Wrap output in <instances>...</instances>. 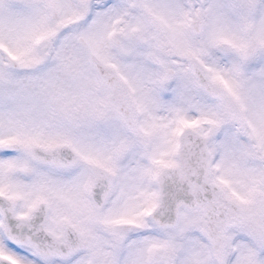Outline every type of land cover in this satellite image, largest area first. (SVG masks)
Masks as SVG:
<instances>
[{"label":"snow or ice","instance_id":"6c2138e0","mask_svg":"<svg viewBox=\"0 0 264 264\" xmlns=\"http://www.w3.org/2000/svg\"><path fill=\"white\" fill-rule=\"evenodd\" d=\"M0 264H264V0H0Z\"/></svg>","mask_w":264,"mask_h":264}]
</instances>
